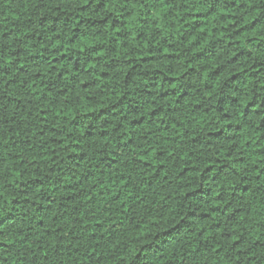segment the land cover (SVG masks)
<instances>
[{
	"label": "trees",
	"instance_id": "16d2710c",
	"mask_svg": "<svg viewBox=\"0 0 264 264\" xmlns=\"http://www.w3.org/2000/svg\"><path fill=\"white\" fill-rule=\"evenodd\" d=\"M0 264H264V0H0Z\"/></svg>",
	"mask_w": 264,
	"mask_h": 264
}]
</instances>
